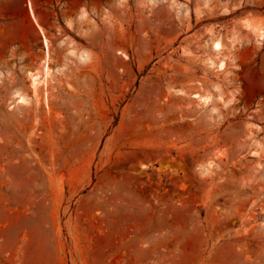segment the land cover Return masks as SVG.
Masks as SVG:
<instances>
[{
    "label": "rangeland",
    "instance_id": "rangeland-1",
    "mask_svg": "<svg viewBox=\"0 0 264 264\" xmlns=\"http://www.w3.org/2000/svg\"><path fill=\"white\" fill-rule=\"evenodd\" d=\"M30 2L0 0V264H264V0Z\"/></svg>",
    "mask_w": 264,
    "mask_h": 264
},
{
    "label": "bare ground",
    "instance_id": "bare-ground-1",
    "mask_svg": "<svg viewBox=\"0 0 264 264\" xmlns=\"http://www.w3.org/2000/svg\"><path fill=\"white\" fill-rule=\"evenodd\" d=\"M28 4H29L30 11H32V5H31L30 0H28ZM45 45L48 48V42H47V40H45ZM217 46H218V43H215L214 44V47H217ZM36 77H37V74H32L31 75V81H32V83H35L36 82ZM20 98H22V97H20Z\"/></svg>",
    "mask_w": 264,
    "mask_h": 264
}]
</instances>
